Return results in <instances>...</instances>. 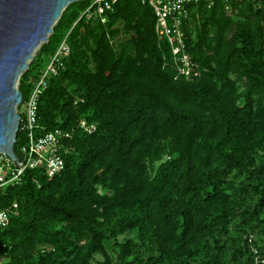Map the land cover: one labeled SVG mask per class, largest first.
I'll return each instance as SVG.
<instances>
[{"label": "trees", "instance_id": "obj_1", "mask_svg": "<svg viewBox=\"0 0 264 264\" xmlns=\"http://www.w3.org/2000/svg\"><path fill=\"white\" fill-rule=\"evenodd\" d=\"M91 1L64 10L20 79L27 98L29 77L67 38L71 54L38 104L39 132L72 133L65 169H28L3 194L1 206L17 202L19 213L0 230L1 264H254L249 237L264 233V0L232 14L220 1L192 8L191 80L177 76L149 5L120 0L80 18ZM119 24L129 38L117 50ZM24 142L20 130L16 152Z\"/></svg>", "mask_w": 264, "mask_h": 264}, {"label": "built area", "instance_id": "obj_2", "mask_svg": "<svg viewBox=\"0 0 264 264\" xmlns=\"http://www.w3.org/2000/svg\"><path fill=\"white\" fill-rule=\"evenodd\" d=\"M120 0H92L90 5L81 13L91 21L103 17L112 10ZM144 5H149L156 16V33L160 40L166 41L172 53L173 65L178 77L191 80L195 76L196 63L187 52L185 26L193 17L192 8L204 3L212 7L217 1L225 6V11L232 14L234 6L244 0H138ZM71 54V46L65 38L57 51L51 56L48 64L41 70L38 76H30L28 83L32 88L27 98L23 95L22 102L17 105L21 115L20 130L25 134V142L20 152L25 157L22 164H17L5 153H0V230L7 228L13 216L18 215L19 205L2 207L1 198L11 187L20 186L25 181V173L28 169H42L48 177H54L65 169L63 149L67 140L72 138V133L61 128L39 132L38 104L40 98L49 86V81L55 77L65 65V59ZM29 69V68H28ZM27 69V70H28ZM26 70V71H27ZM25 106V111L20 113L19 108ZM86 132L96 130L95 124H89L82 119L79 123ZM250 247L254 254V264H264V257L254 243L253 236L249 239ZM7 259L6 255L0 256V264Z\"/></svg>", "mask_w": 264, "mask_h": 264}, {"label": "water", "instance_id": "obj_3", "mask_svg": "<svg viewBox=\"0 0 264 264\" xmlns=\"http://www.w3.org/2000/svg\"><path fill=\"white\" fill-rule=\"evenodd\" d=\"M82 0H0V153L18 165L21 115L17 105L23 94L17 87L38 47L48 42L64 10Z\"/></svg>", "mask_w": 264, "mask_h": 264}, {"label": "rangeland", "instance_id": "obj_4", "mask_svg": "<svg viewBox=\"0 0 264 264\" xmlns=\"http://www.w3.org/2000/svg\"><path fill=\"white\" fill-rule=\"evenodd\" d=\"M118 28H119V31H120V29H121V31H120V33H119V34L113 39V41H112L114 47H115L117 50L119 49V45H120L121 43L125 42V41L129 38V35H128L127 33L124 32V30H123V28H122V25L119 24V25H118ZM45 43H47V42H45ZM43 44H44V43H43ZM43 44H42L40 47H38V49L36 50L34 56H36L37 54H39V52H40V50H41ZM31 62H32V60L30 61V63H31ZM25 72H26V71H25ZM25 72H24V73H25ZM24 73H23V74H24ZM23 74H22V75H23ZM22 75H21V77H22ZM21 77H20V79H21ZM19 85H20V80H19V82H18V84H17V87H18V88H19ZM19 111H20V113L24 112V111H25V106L20 107V108H19ZM155 167L157 168L158 165H156ZM134 235H135V233H131V234H127L126 236H122V237L120 238V242L124 243V242L126 241L127 238H129V237H133ZM250 236H253V238H254L255 241L258 240V242H263V243H264V233H262L261 231L256 232V235H255V234H250ZM249 239H250V237H249ZM115 256H117V252L115 253ZM103 258H104L103 255L100 254V253H98V254H96V256H95V261L102 260Z\"/></svg>", "mask_w": 264, "mask_h": 264}, {"label": "bare ground", "instance_id": "obj_5", "mask_svg": "<svg viewBox=\"0 0 264 264\" xmlns=\"http://www.w3.org/2000/svg\"><path fill=\"white\" fill-rule=\"evenodd\" d=\"M31 60H29V62H30Z\"/></svg>", "mask_w": 264, "mask_h": 264}]
</instances>
